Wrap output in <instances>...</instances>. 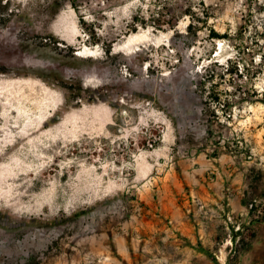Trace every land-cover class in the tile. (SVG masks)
Wrapping results in <instances>:
<instances>
[{"label":"rangeland","instance_id":"rangeland-1","mask_svg":"<svg viewBox=\"0 0 264 264\" xmlns=\"http://www.w3.org/2000/svg\"><path fill=\"white\" fill-rule=\"evenodd\" d=\"M0 264H264V0H0Z\"/></svg>","mask_w":264,"mask_h":264},{"label":"bare ground","instance_id":"bare-ground-1","mask_svg":"<svg viewBox=\"0 0 264 264\" xmlns=\"http://www.w3.org/2000/svg\"><path fill=\"white\" fill-rule=\"evenodd\" d=\"M126 39V38H125ZM144 39V36H139L138 34H133L130 37H128L125 41H123L120 44H116L114 46V50L116 51H125L126 53H133L135 51H131L136 47L137 45L140 44L141 40ZM94 53V50L91 49H80L78 50L75 55L78 57H90Z\"/></svg>","mask_w":264,"mask_h":264},{"label":"trees","instance_id":"trees-1","mask_svg":"<svg viewBox=\"0 0 264 264\" xmlns=\"http://www.w3.org/2000/svg\"><path fill=\"white\" fill-rule=\"evenodd\" d=\"M187 29H190V25L187 26ZM209 34L212 36V37H216L217 35H215L214 31L210 30Z\"/></svg>","mask_w":264,"mask_h":264},{"label":"built area","instance_id":"built-area-1","mask_svg":"<svg viewBox=\"0 0 264 264\" xmlns=\"http://www.w3.org/2000/svg\"><path fill=\"white\" fill-rule=\"evenodd\" d=\"M251 207H252V205L249 206V208H251ZM258 213H260V212H258Z\"/></svg>","mask_w":264,"mask_h":264}]
</instances>
